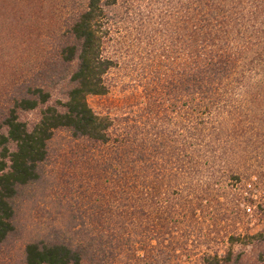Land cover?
Listing matches in <instances>:
<instances>
[{
    "label": "rangeland",
    "instance_id": "obj_1",
    "mask_svg": "<svg viewBox=\"0 0 264 264\" xmlns=\"http://www.w3.org/2000/svg\"><path fill=\"white\" fill-rule=\"evenodd\" d=\"M73 1L0 0V97L52 53ZM117 3L105 24L103 55L112 62L105 92L86 97L110 121L109 140L90 146L65 130L54 134L38 180L14 199V231L0 246V264H23L24 243L57 236L88 243L89 254L104 246L102 258L88 255L84 264H199L206 254L221 258L228 250V264H264V241L253 236L264 229V183L252 176L264 171V144L244 146L247 156L229 159L231 171L201 158L177 170V0ZM36 117V111L22 115L27 122ZM235 140L236 146L242 139ZM142 149L145 170L133 162ZM193 151L206 154L198 140ZM99 161L109 163L104 172ZM147 187L156 197L151 203L143 202ZM98 205L128 213L100 223ZM119 224L122 237L115 240L112 226ZM152 228L163 237L151 236Z\"/></svg>",
    "mask_w": 264,
    "mask_h": 264
},
{
    "label": "trees",
    "instance_id": "obj_2",
    "mask_svg": "<svg viewBox=\"0 0 264 264\" xmlns=\"http://www.w3.org/2000/svg\"><path fill=\"white\" fill-rule=\"evenodd\" d=\"M73 2L52 53L42 59L35 75L10 83L0 97V246L14 231V199L38 180L39 166L48 158L56 132L65 130L90 146L106 145L110 137V121L95 114L86 97L105 92L103 76L112 64L103 55L105 24L109 8L118 3ZM176 9L177 170L183 168V161L201 158L205 164L217 162L231 171L229 159L247 156L244 146L258 140L264 144V0H177ZM138 27L140 31L143 26ZM237 93L242 94L239 101L233 100ZM30 111L37 112L33 122L22 118ZM238 137L242 140L235 146ZM195 140L207 156L197 157ZM145 152L142 149L133 157L143 170ZM108 164L99 161L98 172ZM252 176L264 183V171ZM146 190L143 202L156 200L150 188ZM248 206L253 209L256 204ZM95 210L100 223L128 213L115 214L101 205ZM122 226H112L113 239L122 237ZM148 230L151 236L163 237L160 230ZM253 236L262 243L264 229ZM89 246L59 236L30 240L23 245V264H84L88 255L93 260L105 255L104 246L91 254ZM230 255V250L221 258L206 254L199 264H228Z\"/></svg>",
    "mask_w": 264,
    "mask_h": 264
}]
</instances>
